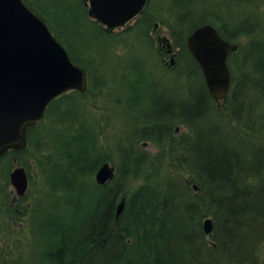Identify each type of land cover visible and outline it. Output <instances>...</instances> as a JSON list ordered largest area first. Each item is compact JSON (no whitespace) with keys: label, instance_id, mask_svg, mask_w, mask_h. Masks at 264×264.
<instances>
[{"label":"trees","instance_id":"obj_1","mask_svg":"<svg viewBox=\"0 0 264 264\" xmlns=\"http://www.w3.org/2000/svg\"><path fill=\"white\" fill-rule=\"evenodd\" d=\"M24 1L46 21L45 0ZM241 2L212 0L209 8L214 13H208L202 0H170L169 6L165 0L162 14L152 11L161 24L168 26L172 43L179 47L177 61L183 72L189 70L191 83L196 62L186 51L184 37L202 22L213 23L231 41L250 35L253 29L244 21L247 16L241 18L243 15L236 14ZM147 5L148 0L144 11ZM78 6L79 13L74 11L72 15L78 27L75 32L51 24L50 28L66 44L70 57L88 70L81 40L107 33L96 20H91L89 34L85 33L80 14L87 19V12L82 3ZM53 13L58 19L63 18L55 6ZM150 19L149 14L140 16L136 23L141 27L137 29H147ZM236 90L228 95L224 113L214 108L216 122L206 120L211 98L204 85L197 91L187 86V95L179 96L181 100L173 109L145 115L139 124L142 127L139 139L153 141L163 159L157 161L153 171H150L153 158L147 159L150 152L138 148V139L130 146L122 143L116 175L105 185L97 184L91 176L106 159L104 154L97 155L87 168L66 166L69 172L59 178L64 185L66 206L59 202L63 197L53 198L56 207L53 213L44 209L36 211L41 215L35 219L40 232L49 224L53 234H46L51 245L43 253L51 259L50 264H257V251L264 240V137L260 138L264 134V122L263 114L251 102L254 98L241 103ZM77 92L61 94L54 99L55 106L65 99H74ZM233 118L230 132L226 122ZM178 121L187 132L174 137L172 126ZM91 135L100 145L96 129ZM234 136L244 137L245 141L237 143ZM72 139L76 156L85 162L84 137L78 135ZM127 150L130 152L126 153ZM18 162L23 163L22 159ZM77 173L83 179L89 178L94 189L76 190ZM138 173L142 174L144 183L129 190L125 184L127 174L135 177ZM192 183L197 189H193ZM71 190L78 197L89 195L75 209L67 201L72 196ZM120 195L125 197V205L116 217L115 203ZM208 215L213 219V227L206 234L202 218Z\"/></svg>","mask_w":264,"mask_h":264},{"label":"rangeland","instance_id":"obj_2","mask_svg":"<svg viewBox=\"0 0 264 264\" xmlns=\"http://www.w3.org/2000/svg\"><path fill=\"white\" fill-rule=\"evenodd\" d=\"M65 1L45 0L43 6L46 11V21L49 25L51 24V27L73 33L78 29L72 17L74 11L79 13L78 2L77 0ZM211 1L202 0L204 10L208 13H214L209 8ZM237 1L242 2L240 5L238 3L236 14L243 15L241 18L247 16L244 21L253 29L250 35L238 38L240 44L252 39H255L253 43L257 40L264 42V0L255 1L257 7L254 5V0ZM169 4L170 0H167V5ZM54 6L63 18L58 19L54 16ZM164 10L165 0H148L147 9L143 13V15H151L147 29H137L138 26L141 27V24L136 23L131 31L128 30V27L135 23L134 17L123 25V29L122 27L116 28L112 32L116 34L115 36L101 33L98 36H85L81 40V48L85 47L87 52L90 51L94 55L88 58L90 75L88 73L87 90L82 93L77 92L75 98L72 95L74 99H65L58 106H55L56 102L47 105L44 117L31 133L32 137L27 148L17 155V158L22 159V165L27 171L28 187L26 193L22 195L23 199L9 208L6 207V202L15 196V189L8 182L9 171L19 163L17 160L12 162V153L7 154L6 159L0 161V185L4 188L0 190V247L5 248V255H2L4 260H1V264L2 262L3 264H46L43 253L48 244L47 237L40 231L38 236L36 232L31 234L30 231V224L32 230H37L35 219L41 215L31 210L33 205L52 213L56 210L53 198L57 200L63 197L64 185L61 184L59 178L69 172L65 169L66 166L87 168L94 162L97 155L104 153L106 160L116 166L117 172L119 157L122 154L120 146L122 143L130 146L137 139L141 133L139 124H142L140 121L143 117L153 116V113L169 107L173 109L181 100L179 96L187 95V86L196 88V90L201 87L199 70L192 76L191 83L185 77L173 78L179 65L178 61L174 67L170 68L163 64L161 58L163 55L158 51L151 30L152 24L155 23L156 33L171 39L168 26L161 24L159 17L152 14V11L162 14ZM80 17L82 28L86 31L85 33L89 34V29L92 27L91 18L89 17L90 20L88 17L85 19L81 14ZM144 30L146 32H142ZM58 40L66 48V44ZM74 43L79 44L77 40H74ZM253 48L254 52L262 50L260 49L262 47L258 46H253ZM82 49L81 51L84 52ZM182 86L184 92L181 91ZM100 87H102L101 92ZM71 91L73 90H68L67 93ZM248 92L253 93L251 89H248ZM218 111L224 112L223 109ZM206 120L208 122L217 121L214 110L206 114ZM175 126H178V130L175 133L172 131L174 137L187 132L182 122H174L172 128L174 129ZM226 127L228 130L231 128L229 122ZM95 129L100 145L96 144V138L91 135ZM78 135L84 137L85 162H81L75 154L72 136ZM263 137L264 134L260 138ZM143 140L149 141V139H138V148L150 151L147 159L153 158V165L150 167V171H153L157 167V161L163 159L158 147L151 143L141 145ZM233 141L242 143L245 138L234 136ZM129 152L130 150L126 151V153ZM66 153H70L71 156H66ZM9 156H11L10 159H7ZM164 161L167 163L168 157ZM81 176L77 173L75 177L76 190L86 187L93 190L94 187L89 178L83 179ZM91 176L94 178V172ZM5 179L7 182L3 185ZM141 183H144L141 173L135 177L127 174L125 184L129 190ZM71 194L72 196L67 201L68 205L74 209L77 204L82 203L84 198L89 197V195L78 197L76 192L73 194L72 190ZM59 202L63 207L66 206L65 197ZM49 226V224L44 225L43 232L53 235ZM92 249H88L87 253ZM256 257L257 264H264V240L259 246Z\"/></svg>","mask_w":264,"mask_h":264},{"label":"water","instance_id":"obj_3","mask_svg":"<svg viewBox=\"0 0 264 264\" xmlns=\"http://www.w3.org/2000/svg\"><path fill=\"white\" fill-rule=\"evenodd\" d=\"M144 3L145 0H88V14L110 30L124 24ZM185 40L201 67L208 92L215 100L224 99L230 82L226 59L237 44L222 38L211 23L198 25ZM86 88L85 68L71 60L41 17L23 0H0V156L9 149L22 150L26 146L28 131L43 116L52 98L68 89L82 92ZM113 170L103 162L95 173L96 181L111 179ZM9 176L16 192L22 195L27 187L24 167L16 166ZM123 204L124 198L118 203L116 215ZM202 227L209 233L212 219L204 218Z\"/></svg>","mask_w":264,"mask_h":264},{"label":"flooded vegetation","instance_id":"obj_4","mask_svg":"<svg viewBox=\"0 0 264 264\" xmlns=\"http://www.w3.org/2000/svg\"><path fill=\"white\" fill-rule=\"evenodd\" d=\"M249 43H243L242 45H238L235 50H232L228 55V69L230 71V86L228 90V95L231 94L232 91H235L236 87L240 89L237 92V96L241 98V103L248 102L249 98L257 97L255 100H251L253 106L258 109L262 114L264 113V42L257 44L258 47H262L261 51L254 52L252 49L253 47H249ZM253 57V58H250ZM197 70H199L197 66ZM200 72V70H199ZM258 81V85L254 84V82ZM253 83L251 89L253 93H249V84ZM228 97V96H227ZM226 97V100H227ZM225 100L226 104L223 102H215L213 101V105L217 108H226L227 101ZM142 129V127H141ZM176 130V128L174 129ZM141 134V133H140ZM159 137L162 139L160 134L158 133ZM149 139V138H148ZM154 143L149 141H143V145H147ZM5 184V181H4ZM15 198L13 197V201Z\"/></svg>","mask_w":264,"mask_h":264},{"label":"bare ground","instance_id":"obj_5","mask_svg":"<svg viewBox=\"0 0 264 264\" xmlns=\"http://www.w3.org/2000/svg\"><path fill=\"white\" fill-rule=\"evenodd\" d=\"M228 63V60L226 59V64Z\"/></svg>","mask_w":264,"mask_h":264}]
</instances>
